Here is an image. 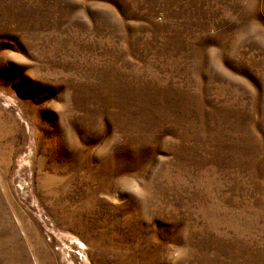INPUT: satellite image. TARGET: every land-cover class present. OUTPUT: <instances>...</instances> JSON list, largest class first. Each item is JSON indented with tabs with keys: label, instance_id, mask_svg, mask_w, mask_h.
<instances>
[{
	"label": "rangeland",
	"instance_id": "rangeland-1",
	"mask_svg": "<svg viewBox=\"0 0 264 264\" xmlns=\"http://www.w3.org/2000/svg\"><path fill=\"white\" fill-rule=\"evenodd\" d=\"M0 264H264V0H0Z\"/></svg>",
	"mask_w": 264,
	"mask_h": 264
}]
</instances>
